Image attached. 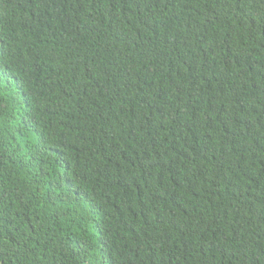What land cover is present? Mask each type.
Wrapping results in <instances>:
<instances>
[{
	"label": "trees",
	"instance_id": "trees-1",
	"mask_svg": "<svg viewBox=\"0 0 264 264\" xmlns=\"http://www.w3.org/2000/svg\"><path fill=\"white\" fill-rule=\"evenodd\" d=\"M0 264H264V0H0Z\"/></svg>",
	"mask_w": 264,
	"mask_h": 264
}]
</instances>
